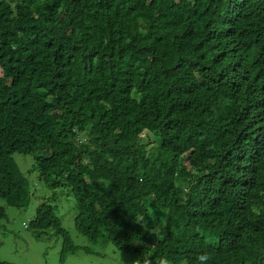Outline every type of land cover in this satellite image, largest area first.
<instances>
[{"label":"trees","instance_id":"trees-1","mask_svg":"<svg viewBox=\"0 0 264 264\" xmlns=\"http://www.w3.org/2000/svg\"><path fill=\"white\" fill-rule=\"evenodd\" d=\"M13 152L140 264H264V0H0V199L25 208ZM28 227L75 253L47 202Z\"/></svg>","mask_w":264,"mask_h":264},{"label":"rangeland","instance_id":"rangeland-1","mask_svg":"<svg viewBox=\"0 0 264 264\" xmlns=\"http://www.w3.org/2000/svg\"><path fill=\"white\" fill-rule=\"evenodd\" d=\"M145 136L144 134L140 141L146 143L147 148L153 146L152 139ZM11 156L27 179L30 199L25 208L7 206L0 199V205L4 206L6 213V217L0 220V260L14 264H134L137 261L136 254L121 251L107 240L91 242L79 234L73 226L75 207L67 188L53 189L45 186L34 168L32 155L13 152ZM42 201L53 207L62 228L77 247L75 253L67 254L62 261L59 260L61 240L53 230L49 228L35 238L28 227L36 206ZM82 248H86L88 252L82 251Z\"/></svg>","mask_w":264,"mask_h":264},{"label":"clouds","instance_id":"clouds-1","mask_svg":"<svg viewBox=\"0 0 264 264\" xmlns=\"http://www.w3.org/2000/svg\"><path fill=\"white\" fill-rule=\"evenodd\" d=\"M117 253H119V250H117ZM211 259V255L207 252L201 253L196 257V260L194 261V264H208L209 260ZM134 264H140V261L137 260L134 262ZM144 264H150L149 261L145 260ZM157 264H172V262L167 259L166 257H161ZM185 264H188L186 261Z\"/></svg>","mask_w":264,"mask_h":264}]
</instances>
